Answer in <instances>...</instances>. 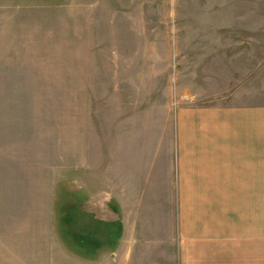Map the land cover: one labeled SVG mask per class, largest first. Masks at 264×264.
I'll return each instance as SVG.
<instances>
[{"label": "rangeland", "instance_id": "1", "mask_svg": "<svg viewBox=\"0 0 264 264\" xmlns=\"http://www.w3.org/2000/svg\"><path fill=\"white\" fill-rule=\"evenodd\" d=\"M262 100L264 0H0V264L202 263L181 117Z\"/></svg>", "mask_w": 264, "mask_h": 264}, {"label": "crops", "instance_id": "2", "mask_svg": "<svg viewBox=\"0 0 264 264\" xmlns=\"http://www.w3.org/2000/svg\"><path fill=\"white\" fill-rule=\"evenodd\" d=\"M204 112L181 117L175 142L185 194L178 239L203 247L199 264H222L224 251L230 264H264V101ZM217 256L219 263L208 258Z\"/></svg>", "mask_w": 264, "mask_h": 264}]
</instances>
